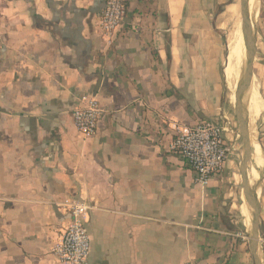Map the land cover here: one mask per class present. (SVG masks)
Listing matches in <instances>:
<instances>
[{"label":"crops","instance_id":"crops-1","mask_svg":"<svg viewBox=\"0 0 264 264\" xmlns=\"http://www.w3.org/2000/svg\"><path fill=\"white\" fill-rule=\"evenodd\" d=\"M105 6L0 0V264H57L51 249L70 222L69 199L90 208L88 264H254L236 213L240 157L203 187L169 152L176 128L209 120L224 121L234 140L230 0H128L111 37L100 27ZM255 26L253 82L264 99V0ZM84 95L103 110L90 140L73 120ZM261 116L254 190L264 264Z\"/></svg>","mask_w":264,"mask_h":264},{"label":"built area","instance_id":"built-area-1","mask_svg":"<svg viewBox=\"0 0 264 264\" xmlns=\"http://www.w3.org/2000/svg\"><path fill=\"white\" fill-rule=\"evenodd\" d=\"M128 9V0H106L100 20L102 32L111 37L122 27ZM103 110L93 95H84L73 111V120L79 134L87 140L96 136ZM228 125L222 120L200 122L190 128H176L169 152L180 157L195 172L196 181L207 187L214 177L221 175L233 154V141L227 134ZM70 222L60 233L51 249L57 264H88L91 239L87 228L89 206L69 199L64 205ZM249 242V236L244 237ZM186 264H196L191 260Z\"/></svg>","mask_w":264,"mask_h":264},{"label":"bare ground","instance_id":"bare-ground-1","mask_svg":"<svg viewBox=\"0 0 264 264\" xmlns=\"http://www.w3.org/2000/svg\"><path fill=\"white\" fill-rule=\"evenodd\" d=\"M258 9H259V2L257 3V0H249V4H248L249 16L254 26L256 24V20L258 17ZM226 14L228 20L231 23H234L235 26V32L229 44V60L227 61L226 64V76L229 84L233 85L234 90L236 91L238 81L241 79L243 73L244 64L246 63L248 58V43L242 33L241 20H240L241 18L240 6L237 5L236 3L230 5L227 9ZM260 92L261 89L259 90V87L254 82H252L248 92L246 93V97L244 101L239 106V112L244 118L247 119L250 142L253 148L252 158L249 164V171H248V180L250 187H255V185L259 182L260 174L258 169H260V167H262L263 165L262 153L258 143V135H257V127H256L257 121L264 110V99ZM233 97L235 99V93ZM251 168L252 171L250 174ZM257 193L259 196L260 190H258ZM242 210L246 224L251 225L252 211L245 202V199Z\"/></svg>","mask_w":264,"mask_h":264},{"label":"water","instance_id":"water-1","mask_svg":"<svg viewBox=\"0 0 264 264\" xmlns=\"http://www.w3.org/2000/svg\"><path fill=\"white\" fill-rule=\"evenodd\" d=\"M249 0H240V16L242 33L248 43V58L243 67V73L235 91L234 113L240 123V134L245 143V156L241 162L242 188L245 202L252 211L251 231L249 233L250 249L254 258V264H263L259 255L260 248V220H259V202L257 192L249 185L248 169L252 158V146L250 142L247 119L239 112V106L244 101L251 83L253 82V67L257 51V32L252 24L249 10ZM96 94V93H95ZM233 104V103H232Z\"/></svg>","mask_w":264,"mask_h":264},{"label":"rangeland","instance_id":"rangeland-1","mask_svg":"<svg viewBox=\"0 0 264 264\" xmlns=\"http://www.w3.org/2000/svg\"><path fill=\"white\" fill-rule=\"evenodd\" d=\"M260 0H257V3L259 2ZM238 2V3H237ZM236 3L237 5L240 6V0H230V5L231 4H234ZM227 8L225 9V13H224V16H223V19L225 20V26H224V37H225V46H226V60L228 61L229 60V44L231 42V39H232V36L234 35V32H235V26H234V23H231L228 18H227ZM241 17V16H240ZM241 20V18H240ZM256 28V26H255ZM244 41H245V38H244ZM246 44V43H245ZM245 47V46H244ZM226 67V66H225ZM240 81V80H239ZM238 81V83H239ZM229 97L233 103V105L235 104L234 101V93H235V90H234V86L229 84ZM238 86V85H237ZM234 90V91H233ZM234 128L232 130H234V140H233V154L232 155H238L240 157V160L241 162L243 161L244 159V156H245V143H244V139L243 137L241 136L240 134V123L239 121L237 120V118L235 117L234 118ZM253 150V148H252ZM253 166V164H252ZM251 171H252V168L250 169V174H251ZM249 174V175H250ZM237 183H238V192L241 193V196L243 197L242 200H240V203L238 205V208L236 210V213L238 216L241 217L242 221L245 222L244 220V215H243V204H244V194H243V188H242V176L240 174H238V177H237ZM253 190L255 189V187H251ZM243 217H242V215ZM247 225V224H246ZM251 227L252 225H247V229H248V233H250L251 231ZM249 236V235H248Z\"/></svg>","mask_w":264,"mask_h":264}]
</instances>
